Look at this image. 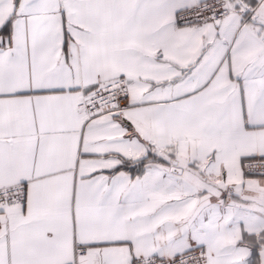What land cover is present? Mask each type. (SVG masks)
<instances>
[{"label": "snow or ice", "instance_id": "1", "mask_svg": "<svg viewBox=\"0 0 264 264\" xmlns=\"http://www.w3.org/2000/svg\"><path fill=\"white\" fill-rule=\"evenodd\" d=\"M0 264H264V0H0Z\"/></svg>", "mask_w": 264, "mask_h": 264}]
</instances>
